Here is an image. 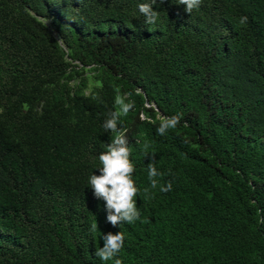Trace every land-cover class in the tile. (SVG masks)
I'll return each mask as SVG.
<instances>
[{
	"label": "trees",
	"instance_id": "obj_1",
	"mask_svg": "<svg viewBox=\"0 0 264 264\" xmlns=\"http://www.w3.org/2000/svg\"><path fill=\"white\" fill-rule=\"evenodd\" d=\"M140 3L0 0V264H114L118 231L122 264H264V0ZM117 90L145 222L113 227L89 177Z\"/></svg>",
	"mask_w": 264,
	"mask_h": 264
},
{
	"label": "clouds",
	"instance_id": "obj_2",
	"mask_svg": "<svg viewBox=\"0 0 264 264\" xmlns=\"http://www.w3.org/2000/svg\"><path fill=\"white\" fill-rule=\"evenodd\" d=\"M161 3L164 0H160ZM157 0H151V3H140L139 12L146 18V23H155L158 19V12L153 10L152 5ZM178 3L185 5L184 11L191 13L193 9L198 8L202 0H178ZM247 17H242L240 23L244 24ZM115 111H109L107 118L103 123L105 132L115 134L106 150L98 155L99 166L96 168L99 174L93 172L89 177V185L93 195L98 200L104 201L106 211V222L113 227H119L121 224H134L137 221L144 223L142 213L138 207L137 198L140 196L141 189L138 187L134 174L136 164L132 159V149L129 147L127 133L121 128V118L126 117L135 107L134 101L125 102V98L120 95L119 90L114 99ZM181 114L163 117L160 120L157 133L165 135L169 130H175L180 125ZM148 144L144 145L145 156L148 157ZM155 153L151 154V159L147 164L148 179L152 189L159 185L161 192L167 193L172 190V181L169 180L165 185H161L156 179L163 175L155 166ZM143 192L147 194L148 188ZM261 222H264L262 219ZM89 231L96 233L98 231L97 220L92 222ZM125 233L118 231L115 234L108 232L102 233L101 240L103 245L96 249L94 255L102 262L114 261V264H122L118 258L125 244Z\"/></svg>",
	"mask_w": 264,
	"mask_h": 264
},
{
	"label": "rangeland",
	"instance_id": "obj_3",
	"mask_svg": "<svg viewBox=\"0 0 264 264\" xmlns=\"http://www.w3.org/2000/svg\"><path fill=\"white\" fill-rule=\"evenodd\" d=\"M45 23V22H44Z\"/></svg>",
	"mask_w": 264,
	"mask_h": 264
}]
</instances>
